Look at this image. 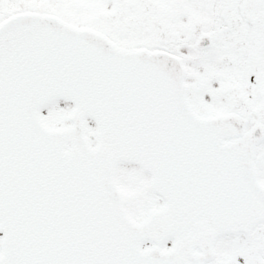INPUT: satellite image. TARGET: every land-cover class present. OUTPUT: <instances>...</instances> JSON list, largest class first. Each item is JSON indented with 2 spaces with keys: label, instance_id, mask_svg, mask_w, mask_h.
Listing matches in <instances>:
<instances>
[{
  "label": "snow or ice",
  "instance_id": "obj_1",
  "mask_svg": "<svg viewBox=\"0 0 264 264\" xmlns=\"http://www.w3.org/2000/svg\"><path fill=\"white\" fill-rule=\"evenodd\" d=\"M0 264H264V0H0Z\"/></svg>",
  "mask_w": 264,
  "mask_h": 264
}]
</instances>
